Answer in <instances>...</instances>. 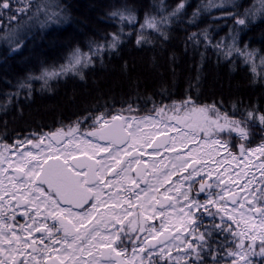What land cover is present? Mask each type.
<instances>
[{
    "label": "snow or ice",
    "instance_id": "1",
    "mask_svg": "<svg viewBox=\"0 0 264 264\" xmlns=\"http://www.w3.org/2000/svg\"><path fill=\"white\" fill-rule=\"evenodd\" d=\"M185 3L186 0H181L174 10L159 18L145 15L136 44L146 40L145 28L167 39L161 25L167 26L173 17H178ZM225 3L231 0H219V3L208 0L192 12L188 23H195L202 11L223 7ZM260 4L264 11V0H260ZM58 9L59 5H53L51 0H0V19L6 16L9 22L20 21L0 38L6 40L12 52L18 51L25 39L20 30L29 25L43 29L59 23L62 11ZM110 15L128 24L136 21L130 9ZM225 15L232 16V13ZM249 17L255 18V10L233 18L236 25L246 27ZM122 33L123 28L110 34L104 44L90 43L87 53L75 49L69 65L72 68L89 66L93 57L105 49H117ZM238 35V31L231 35L230 45L213 44L208 29H203L199 33L192 32L187 41L193 46L203 43L205 49L209 46L223 48L220 54L226 59L238 53L255 72L257 51L249 50L247 45L242 49L237 47ZM260 65L264 66V56L260 57ZM63 70L64 66L61 72ZM59 74L45 69L39 77L28 79H41L47 84L48 79ZM18 88L28 89L27 96L31 95L27 81L20 82ZM20 94L17 91L13 95L19 97ZM8 102L11 103V98ZM6 107L3 106V110ZM166 109L171 112L167 121L164 119ZM136 110L130 104L116 114L84 117L67 129L31 133L23 139L17 138L12 145L0 141V148L19 157L14 162L7 158L0 161V175L8 173L7 185L0 180V264H47L48 261L52 264H125L129 244L134 254L131 260L139 259L140 264L145 261L147 264H180L181 261L184 264H264V113L250 109L238 119L215 104L198 105L191 96L171 105L154 106L155 115L139 121L135 116L124 115V111ZM89 119L91 123L81 131V125ZM149 123L151 127L163 124V128L147 132L143 125ZM257 126L261 142L253 147V128ZM173 128L177 136L168 135ZM158 135L166 139L154 140ZM61 136L63 140L59 139ZM232 140L237 143H230ZM191 142H195L196 147L186 152L178 150ZM153 143L156 147L151 155H160L161 148L176 153L170 158V170L166 165L153 175L155 183L146 181L142 175V166L147 163L142 159L143 150ZM233 148L238 151L234 152ZM5 162H8L7 168L3 167ZM230 162L244 164L248 169L233 172L238 188L228 186L222 179L228 168L219 171L221 165L231 167ZM157 163L153 161L154 169ZM254 170L259 171L261 179H256L255 175L247 178ZM174 175H178L179 180H173ZM241 177L244 178L242 184L239 183ZM142 183L147 186L142 188ZM165 184L168 187H164ZM221 185L225 186L221 188ZM161 187L164 199H175L168 208L178 212L179 227H172L180 235L172 234L170 238L179 241L174 246L182 253L180 256L172 257L171 247L151 242L159 240L169 230L167 221H161L159 229L155 225L145 229L141 220L142 217L147 221L149 213H157L152 201H156L155 194ZM134 200L138 210L132 220L129 217L133 216ZM17 215L24 221H17ZM159 215L164 216L165 212L159 211ZM145 231L149 235H137ZM159 244L164 242L159 241Z\"/></svg>",
    "mask_w": 264,
    "mask_h": 264
},
{
    "label": "trees",
    "instance_id": "2",
    "mask_svg": "<svg viewBox=\"0 0 264 264\" xmlns=\"http://www.w3.org/2000/svg\"><path fill=\"white\" fill-rule=\"evenodd\" d=\"M122 1L124 0H51L53 5H59L58 10L68 8L70 20L67 21L69 26L67 24L65 26H68L72 33H64L63 37H57L54 35L57 28L53 30L47 26L42 31L47 38L40 40L35 32L25 31L26 26L20 32H24L22 35L27 34V39L23 42L22 49L15 52H12L6 40L1 38L3 44L0 45L2 59L0 140L24 138L31 133L53 132L50 128L48 131H42L41 128L51 126L52 123L57 124L59 120H62L59 121L62 123L70 122L73 116L81 117L108 102L124 101L123 97L128 99L142 97L141 94L156 90L172 93L177 85L194 89L195 93L207 98L218 97L224 102L234 104V108L238 110L244 109L246 112L256 109L264 113V66L260 65V57L264 56V11H261V8L260 11H256V0H231V3H225L223 7L202 11L192 24L188 23L192 12L198 6L207 4L208 0H186L185 8L178 17L172 18L169 25L179 30V34L170 42L176 40L175 38L185 39L192 32L199 33L203 29H208L213 44L219 41L231 44V35L238 31L236 46L242 49L247 45L249 50L257 51L255 72L252 71L251 64L245 62L244 57L235 53L228 58L231 59L229 66L216 69L209 65L203 75L205 78L202 79V85H198L195 71L191 68L193 66L191 60L182 55L179 47L161 43L155 48L147 47L143 53H136L137 51L127 47V52L107 63L106 69L102 72L84 73V81L76 80L75 74L59 76L47 84L38 79H28L30 76L37 77L38 71L44 66L52 67V70L58 69L62 58L68 56L73 48L89 50L92 42L104 44L107 38L105 32L112 31L113 26H104L106 29L104 31L98 18L105 14L111 4H120ZM128 1L138 7L133 8L135 16L141 14L142 18H145L143 17L145 15H157L159 18L164 13L171 12L176 5L172 4L173 0H164L155 2L147 11L144 5L148 0ZM216 2L219 3V0ZM248 10H255V18L249 17L246 27L236 25L233 17H243ZM229 12L232 16L225 15ZM3 19L7 20V17ZM1 21L4 24L0 23V37L20 23L19 20ZM74 26L79 28V35L72 31ZM152 40L156 41L154 38ZM210 50L212 55L222 56L216 48L212 47ZM107 54L104 52L97 55L94 58L95 62L105 60L109 56ZM51 58L56 61L52 66L48 64ZM238 60L244 71L238 67ZM250 70L251 75H248L246 72ZM24 81L30 86V96H27L28 89L18 88L19 83ZM17 91L21 93L19 97L13 95ZM7 92L11 95L5 97ZM10 98L11 103L8 102ZM5 105L6 110H3ZM255 129L257 130L253 131L256 135L252 140L260 138L259 128ZM180 264L184 262L181 261Z\"/></svg>",
    "mask_w": 264,
    "mask_h": 264
},
{
    "label": "bare ground",
    "instance_id": "3",
    "mask_svg": "<svg viewBox=\"0 0 264 264\" xmlns=\"http://www.w3.org/2000/svg\"><path fill=\"white\" fill-rule=\"evenodd\" d=\"M163 1L164 0H148V1H146L144 8H145V10L149 11L150 8L152 6H154L155 2L158 3V2H163ZM179 3H180L179 0H173L172 4H176L173 7L176 8V6ZM133 5L134 4H132V2L128 1V0H124V1L120 2V4H115V5L111 4L108 7V10L105 12V14L102 17L99 16L98 21L100 22L101 27H103V28H104V26L108 27V25L113 26L112 31L105 32V34H107L106 40L110 39V34L117 33L120 31L121 28H123L122 42L119 44L117 49H115L113 51H109L107 49L104 50V52L108 53L107 55H109L105 60L101 59L100 62L97 63L93 59V63L87 67L77 66L76 68H72L69 65L70 57L64 56L62 58V62L59 64V66L63 65V66H67L68 68L75 69V70H72V73L75 75L82 73V71H83V74L86 72H90V71H92L91 73H93L94 71L102 72L104 69H106L107 63L112 62L115 58H119L123 55L124 52H127V49H128L127 47H131L132 50L137 51L136 53H143V52H145L144 50H147L146 49L147 47L155 48L158 45L160 46L161 43H164V44L168 43V45H174V46L179 47L182 55L184 57L187 56L191 60V62L193 63V66H191V68L193 69V71H195V76L198 79V81H197L198 85H202V79L205 78L203 75H204L205 71L209 68V65L213 68H216V69L231 65L230 64L231 59H228V58L226 59L223 55L220 57L212 55V51L210 50L212 47H208L207 49H205L203 46V43H201L199 46H193L190 42L187 41L186 37H185V39H184V37L175 38L176 40H173L172 42H170L175 35L179 34L178 33L179 30L169 26L170 24H168L167 26L161 25V27L164 28V31L167 32V35H168L167 39H164L163 37L161 38L159 33H157L156 31H154L152 29L145 28L143 30V34L145 37H149L150 39L146 38V40L144 42H142L140 45H137L136 39H137V34L140 32L139 26L141 24H143V22H144V18H142V15L141 14L138 15L136 17V21L133 24H128L127 22H121V21H119L118 18H114L110 15L114 11H122L124 9H130L133 11V8L134 9L138 8L137 6H133ZM170 8H172V7H170ZM67 9H65V8L62 9V19L59 23H54V24L49 25L50 28H52L53 30H56V28H57V30L54 32L55 34L53 33L57 37H63L64 33H66V34L72 33L71 30H68V28H67L69 26L68 25L69 23L67 21L70 20L68 18L69 11ZM155 16H157V15H155ZM143 17H145V16H143ZM65 24H67L68 26H65ZM34 29H35V33L37 34V36H38L40 31H42V30L44 31V28L41 29L38 25H35V26L29 25V26H27L25 31H27L29 33V31L34 30ZM103 30L106 31L105 28ZM72 31L76 32L77 35L80 34V30L77 27H75ZM152 38H154L156 41L152 40ZM157 40H159V41H157ZM222 44L223 45H230L225 41H222ZM87 51H89V50L88 49L87 50H83V49L81 50V52H84V53H86ZM218 51H220L222 53L223 48L219 49ZM201 53H203V60H201ZM234 55H235V52L232 54V56H234ZM54 63H56V61H54V58H51L48 60V64H50L51 66L54 65ZM237 64H238L239 68L241 67L243 69V66L240 63V61L237 62ZM67 67H65V68H67ZM243 71H244V69H243ZM246 73L248 75H251V70L246 72ZM188 89L189 88H183V86L177 85L175 87V91L172 93H167L164 91L156 90V91H153L150 93L145 92V93L141 94L142 97H137V98H132V99H128V98L123 97L122 99L125 102L123 101V103H120L119 107L122 106V110H126L128 108V106L131 104L137 110L133 111L131 113L124 111V115L135 116L137 118V120H139L140 118L145 117V116H149V115L154 116L155 115L153 110H149V109L154 108L150 104V101L152 99L154 102L157 103V107H160V106H165V105H171L174 102L178 103V102L186 99L187 97L191 96L192 99L198 105L203 106V105L215 104L218 108L221 109V111L226 112L230 116H234L235 118H238V119L243 118L246 114L244 109L238 110L237 108L233 107L234 104L224 102L222 99H220L218 97H216L217 99L216 98H207L204 95L195 93L194 89H192V90H190V89L188 90ZM147 103H149V104H147ZM145 109H147V110H145ZM105 111L106 110H104L102 108H96L93 111H90V113L86 112L87 113L86 115H89V116L81 115V117L78 116V118H76V119L81 120L84 117H90L91 115H99ZM137 113H139V114H137ZM114 114H116V113H114ZM90 123H91V120H88L87 122L83 123L81 125V131L86 129ZM51 127H53L52 130H54L58 126H56V123H54V124L52 123L51 126L47 125L48 129L49 128L51 129ZM256 128H258V127H256ZM253 130H257V129L253 128ZM258 131H259V129H258ZM44 133H49V132H44ZM253 134L255 135L254 131H253ZM260 142H261V138H259L257 140H251V146L254 147L255 145L259 144ZM231 143L236 144L237 141L232 140ZM149 148H150L149 151H151L154 148V146H151ZM17 211H20V210L18 209Z\"/></svg>",
    "mask_w": 264,
    "mask_h": 264
},
{
    "label": "rangeland",
    "instance_id": "4",
    "mask_svg": "<svg viewBox=\"0 0 264 264\" xmlns=\"http://www.w3.org/2000/svg\"><path fill=\"white\" fill-rule=\"evenodd\" d=\"M256 2H257V5H256V11H260V9L259 8H261V4H260V0H256ZM4 18H6V16L4 17ZM1 20H4V21H8V19L7 20H5V19H0V23H3L4 24V22H2ZM43 31V30H42ZM42 31H40L39 32V34H38V37H39V39L40 40H43V39H45L46 38V34L44 33V32H42ZM29 32H35V29L34 30H31V31H29ZM22 34H24V32H21V35ZM1 39V38H0ZM25 39H27V34H25ZM25 39H24V41H25ZM3 44V41H2V39L0 40V45H2ZM56 46V45H55ZM22 49V48H21ZM76 48H73V49H71V51H69V54H68V57H70L71 56V54H72V52L75 50ZM88 52V51H87ZM86 52V53H87ZM104 52V51H103ZM103 52H101L100 54H102ZM14 55V54H13ZM96 56H94L93 57V59L95 58ZM2 59H0V61H1ZM63 65H60L59 66V68L58 69H56V71L57 72H59L60 74L59 75H57L55 78H57V77H59V76H69V75H71V74H73L72 73V70H75V69H72V68H68L67 66H64V70L61 72V67H62ZM65 67H67V68H65ZM45 69H47V70H49V71H51L52 70V67L51 68H49V67H47V66H44L43 68H41V70L40 71H38V75H37V77H39L40 75H41V73L45 70ZM70 69V70H69ZM77 78H76V80H78V81H84L85 80V75L83 74V73H79L78 75H75ZM51 79H54V78H51ZM51 79H48V81H47V83H49L50 81H51ZM38 80H40V81H42V83H45L44 82V80H41V79H38ZM11 95V93H9V92H7V95H5V97H7V96H10ZM125 102V101H124ZM120 103H123V101L122 100H119L118 102H108V103H106L105 105H103L101 108L102 109H104V110H106L105 112H103L105 115H108V114H114V113H117V112H119V111H121L122 110V106L121 107H119V104ZM147 104H149V103H147ZM146 104V105H147ZM150 104H151V106L152 107H154V106H156L157 107V103L156 102H154L153 101V99L150 101ZM160 105V104H159ZM145 110H147V109H145ZM149 110H153V109H149ZM256 110V109H255ZM166 112H167V116L166 117H164V119H165V121H167V119H168V117H170L171 116V112L170 111H167V109H166ZM137 114H139V113H137ZM76 118H78V116L76 117H72V119H70L71 121L67 124L66 122L65 123H62V122H59V121H62V120H59L58 121V123L56 124V126H58L56 129H54L53 131H56L57 129H59V128H68V127H70V126H73V125H75V123H76V121H77V119ZM157 119H159V118H157ZM67 120H69V119H67ZM137 121H139V120H137ZM136 125L134 124L133 125V127H135ZM143 127H144V129H145V131H147V132H154V131H157V129H160V128H163V124H157L155 127H151V125H150V123L149 124H145V125H143ZM42 129V131H48L49 129L46 127V128H41ZM53 129V127H51V130ZM185 131H189V129H187V128H185ZM168 135L169 136H177L178 135V133L176 132V130L173 128V129H171V130H169V132H168ZM199 135V134H198ZM255 135H256V133H255ZM255 135L253 134V137H252V139L255 137ZM59 139H61V140H63L64 139V137L63 136H61V137H59ZM154 140H156V138L154 137ZM0 141H2V140H0ZM46 143H47V141H45ZM3 143H6L5 142V140H3ZM231 143V142H230ZM7 144V143H6ZM9 145V144H8ZM193 147H196V143L195 142H191V143H189V144H186L183 148H180V149H178L179 151H181V152H186L187 151V149L188 148H193ZM149 147H145L144 148V155L143 156H146L147 154H148V152H149ZM4 150V152H6V153H2L1 151H3ZM12 151L13 152H15V148H13L12 149ZM153 151V150H152ZM152 151H151V153H152ZM233 151L234 152H237L238 151V148H233ZM150 153V154H151ZM6 154L8 155V156H12V155H10V153L8 152V151H6L5 149H3V148H0V155L1 156H6ZM175 155H176V153L175 152H171V151H166L164 148H161L160 149V155H151L152 156V161H157L158 163H157V165H156V168L154 169L153 168V165H150L149 167H150V169L152 170V172H153V175L154 174H156V173H158L159 171H161L162 169H165V166L167 165L168 166V169L170 170V168H171V160H170V158H174L175 157ZM224 155H226V153H224ZM0 156V157H1ZM253 159H255V158H253ZM259 161H256V163H258ZM209 163H211V162H209ZM230 164H231V167H229V165H227V164H225V165H221L220 166V168H219V171L220 172H224V169L225 168H228V172H224V175H223V177H222V179H225V181H226V184L228 185V186H230V187H233V188H238V185L236 184V183H234V181L236 180V177L233 175V172L234 171H240V170H243V171H245V172H247L248 171V169L247 168H245V166H244V164H239V165H237L235 162H230ZM4 167V166H3ZM184 175H186V173H183ZM252 175H255V177H256V179H261V177H260V174H259V171H255L254 170V172L253 173H250L249 174V176L247 177L248 179H251L252 178ZM231 177V178H230ZM172 179L173 180H179V176L177 175V176H173L172 177ZM213 179H215V174L213 175ZM244 182V178L243 177H241L240 178V180H239V183H243ZM254 183H255V181H254ZM165 186L166 187H168V185L167 184H165ZM225 185H221V188H223ZM217 191H219V189H217ZM157 194V193H156ZM240 195H242L243 193H239ZM171 195H173V196H176L177 194L176 193H172ZM202 196H203V194H201ZM157 198V197H156ZM169 203L168 204H166V199H164V195H163V199H162V201L160 202V205L162 204L163 205V209H164V212H165V215L164 216H162L160 219H156L154 222L157 224V229H159L160 228V224H161V221H167V223H168V225H169V229H172V231L171 232H174L175 230L173 229V225H176L177 227H179V222H178V220H177V216H178V212H173L171 209H169L168 208V205L170 204V203H172V204H174L175 203V199H173V200H171V201H168ZM161 210H162V208H161ZM168 214H167V213ZM182 231H183V229H181ZM177 236H179V235H177ZM174 243H173V245L174 244H176V242L177 241H173ZM178 243H179V241H178ZM172 245V246H173ZM173 248H175V247H173Z\"/></svg>",
    "mask_w": 264,
    "mask_h": 264
},
{
    "label": "flooded vegetation",
    "instance_id": "5",
    "mask_svg": "<svg viewBox=\"0 0 264 264\" xmlns=\"http://www.w3.org/2000/svg\"><path fill=\"white\" fill-rule=\"evenodd\" d=\"M90 120V119H89ZM22 139V138H21ZM5 142L7 143V144H9V145H12L14 142H15V140H5ZM101 143H106V141H101ZM25 147H31V145H26ZM154 149V148H153ZM152 149V150H153ZM21 150H23V149H21ZM151 150V151H152ZM151 151H149L148 152V154L146 155V156H143L142 157V159H143V161H146L147 163L145 164V165H143L142 167H143V172H142V175H143V178L146 180V181H150V182H152V183H155V181L153 180V172H152V170L150 169V165H153V161H152V156H151ZM2 153H6V152H4V150L3 151H1ZM101 155H104L103 153L101 154ZM1 156V155H0ZM5 158H7V160L8 161H17L18 159H19V157L17 156V155H12V156H8L7 154H6V156H1L0 157V161H4L5 160ZM3 166L5 167V168H7L8 167V162H5L4 164H3ZM9 171H11V169H9ZM7 175H8V173H5V174H3V175H0V180H3L4 181V184H6L7 185V183H8V181H7ZM130 175H135V173H130ZM175 176H177V175H175ZM129 187H131V185H128ZM147 185L146 184H141V187L143 188V187H146ZM164 187H166L165 185H164ZM139 189H137V191H138ZM163 191H164V189H163V187H161L160 189H159V192L157 193V194H155V196L157 197L156 198V201H159L158 203L156 202V201H152V203L154 204V206H155V208L157 209V213L155 214V215H153L152 213H149V216H150V219L149 220H147V221H143V218L141 217V220H142V223H143V227L145 228V229H148L151 225H155L156 226V228H157V224L154 222L156 219H160L162 216H160L159 215V211H164V209H163V207H161V205H160V202L162 201V199H163ZM125 195V198H127V196H128V194L127 193H125L124 194ZM153 195V193H149V196H152ZM5 199H7V197H5ZM169 202H168V200H166V204H168ZM133 205H134V207L131 209V211L133 212V216H130L129 217V219H132V220H134L135 219V213L137 212V210H138V205H137V202L134 200L133 201ZM125 207H127V205L125 204ZM161 208H162V210H161ZM118 211H122L123 209H117ZM19 212V211H18ZM167 213V212H166ZM168 214V213H167ZM9 215H11V213H9ZM16 220L17 221H20V222H23L24 221V218L23 217H21L20 215H17L16 216ZM125 223H127V221H125ZM171 231H172V229H169L168 231H165L164 232V234L163 235H166L168 238H167V240H165V242H164V244L163 245H160V246H165V245H167V246H169V247H171L172 248V246L171 245H173V241L171 240V236H168L169 234H173V233H171ZM175 235H178V234H180V232H175L174 233ZM36 235H39V234H36ZM137 235H141L142 237L143 236H147V235H149L148 234V232L147 231H145V232H143V233H137ZM162 235V236H163ZM127 243V242H126ZM126 255H131V257L134 255L133 253H132V251H131V245L129 244L128 245V252L126 253ZM141 255H145V254H141ZM131 257H130V260H131ZM90 258V257H89ZM125 258V257H124ZM125 260H127V259H125Z\"/></svg>",
    "mask_w": 264,
    "mask_h": 264
}]
</instances>
